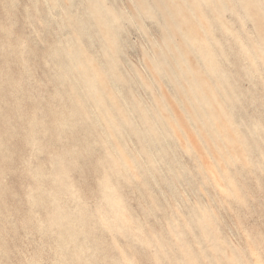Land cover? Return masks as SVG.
<instances>
[{"label":"rangeland","instance_id":"374dc122","mask_svg":"<svg viewBox=\"0 0 264 264\" xmlns=\"http://www.w3.org/2000/svg\"><path fill=\"white\" fill-rule=\"evenodd\" d=\"M263 152L264 0H0V264H264Z\"/></svg>","mask_w":264,"mask_h":264},{"label":"bare ground","instance_id":"6f19581e","mask_svg":"<svg viewBox=\"0 0 264 264\" xmlns=\"http://www.w3.org/2000/svg\"><path fill=\"white\" fill-rule=\"evenodd\" d=\"M208 1H209V0H208ZM204 2H206V1H204ZM13 4H14V3H13ZM102 4H103V3H102ZM209 5H211V4L209 3ZM172 6H173V5H172ZM101 7H102V6H101ZM103 7H104V6H103ZM173 7H174V6H173ZM210 7H211V6H210ZM214 7H215V6L213 5L212 8H214ZM35 8H36V7H35ZM190 8H191V7H190ZM206 8H207V6H206ZM215 8L217 9V7H215ZM180 9H182V8H180ZM213 11H214V9H213ZM48 12H49V11H48ZM22 13H23V11H22ZM25 13H26V12H25ZM39 13H40V12H39ZM216 13H217V12H216ZM15 15H16V14H15ZM17 15H18V14H17ZM217 15H218V14H217ZM220 16H221V14H220ZM89 20H90V19H89ZM30 21H31V20H30ZM90 22H91V21H90ZM111 23H112V21H111ZM92 24H93V23H92ZM102 25H103V24H102ZM95 27H96V26H95ZM77 29H78V28H77ZM96 30H97V29H96ZM231 33H232V32H231ZM262 33H263V32H262ZM43 35H44V34H43ZM113 39H114V38H113ZM76 41H77V40H76ZM107 42H108V41H107ZM113 43H114V42H113ZM114 44H115V43H114ZM237 44H238V43H237ZM16 47H17V46H16ZM197 48H198V47H197ZM198 49H199V48H198ZM258 49H259V48H258ZM191 51H193V49H191ZM14 52H15V51H14ZM17 52H18V51H17ZM221 52H222V51H221ZM248 52H249V51H248ZM255 52H256V51H255ZM37 54H38V53H37ZM47 54H48V53H47ZM71 55H72V54H71ZM254 55H255V54H254ZM3 56H4V55H3ZM211 56H212V55H211ZM52 59H53V58H52ZM72 59H73V58H72ZM77 59H78V58H77ZM53 61H54V60H53ZM184 61H185V60H184ZM184 61H183V62H184ZM54 62H55V61H54ZM71 62H72V61H71ZM214 62H215V61H214ZM61 63H62V62H61ZM73 63H74V62H73ZM212 63H213V62H212ZM213 64H215V63H213ZM71 67H73V66H71ZM95 67H96V66H95ZM95 67H94V68H95ZM217 67H218V65H217ZM68 68H70V67H68ZM75 68H76V66H75ZM96 68H97V67H96ZM208 68H209V67H208ZM218 68H219V67H218ZM70 70H71V69H70ZM86 70H87V69H86ZM217 70H218V69H217ZM210 71H211V70H210ZM210 71H209V72H210ZM70 72L72 73V71H70ZM84 72H85V71H84ZM206 72H207V71H206ZM206 72H205V73H206ZM217 72H218V71H217ZM65 73H66V72H65ZM197 73H198V72H197ZM197 73H196V74H197ZM213 73H214V72H213ZM81 74H82V73H81ZM188 74H189V73H188ZM198 74H199V73H198ZM198 74H197V75H198ZM66 75H67V74H66ZM189 75H190V74H189ZM200 75H201V74H200ZM203 75H204V74H203ZM211 75H212V74H211ZM214 75H216V74H214ZM214 75H212V76H214ZM71 76H72V75H71ZM73 76H74V75H73ZM77 76H79V75H77ZM81 77H82V76H81ZM198 77H199V76H198ZM203 77H204V76H203ZM68 78H70L69 75H68ZM186 78H187V77H186ZM199 78H200V77H199ZM80 79H81V78H80ZM187 79H188V78H187ZM202 79H203V78H202ZM56 80H57V79H56ZM56 80H55V81H56ZM58 80H59V79H58ZM62 80H63V77H62ZM62 80H60V81H62ZM190 81H191V80H190ZM202 81H203V80H202ZM202 81H201V82H202ZM104 82H105V81H104ZM195 82H196V81H195ZM204 82H205V80H204ZM54 83H55V82H54ZM58 83H59V82H58ZM188 83H189V80H188ZM191 83H192V81H191ZM197 83H198V82H197ZM197 83H195V84H197ZM199 83H200V82H199ZM258 83H259V82H258ZM62 84H65V83H62ZM202 84H203V83H202ZM202 84H201V85H202ZM55 85H56V84H55ZM80 85H81V84H80ZM85 85H86V83H85ZM103 85H104V84H103ZM109 85H110V84H109ZM113 85H114V84H113ZM193 85H194V84H193ZM204 85H205V84H204ZM206 85H208V84H206ZM58 86H59V85H58ZM86 86H87V85H86ZM194 86H195V85H194ZM194 86H193V87H194ZM102 87H103V86H102ZM190 87L193 88L191 85H190ZM199 87H201V86H199ZM76 88H77V87H76ZM78 88H79V87H78ZM203 88H204V86H203ZM230 88H231V87H230ZM230 88H229V89H230ZM200 89H201V88H200ZM106 90H107V89H106ZM116 90H117V89H116ZM194 90H196V88H195ZM197 90H198V87H197ZM79 91H80V90H79ZM189 91H190V90H189ZM223 91H224V90H223ZM112 92H113V91H112ZM50 93H51V92H50ZM58 93H59V92H58ZM58 93H57V95H58ZM77 93H78V92H77ZM97 93H98V92H97ZM101 93H103V92H101ZM211 93H212V92H211ZM94 94H95V93H94ZM98 94H99V93H98ZM54 95H55V94H54ZM78 95H79V93H78ZM201 95H202V94H201ZM86 96H87V95H86ZM98 96H99V95H98ZM111 96H112V95H111ZM115 96H116V93H115ZM103 97H105V96H103ZM112 98H113V97H112ZM82 99H84V98L82 97ZM216 99H217V98H216ZM216 99H215V100H216ZM232 99H233V98H232ZM244 99H245V98H244ZM78 100H79V99H78ZM98 100H99V98H98ZM110 100H111V98H110ZM82 101H83V100H82ZM112 101H113V100H112ZM50 102H51V101H50ZM83 102H84V101H83ZM101 102H102V100H101ZM105 102H106V101H105ZM244 102H245V101H244ZM99 104H100V103H99ZM113 104H114V102H113ZM253 104H254V103H253ZM97 105H98V104H97ZM100 106H103V103H102V105H100ZM43 107H44V106H43ZM49 107H50V105H49ZM106 107H107V104H106ZM116 107H117V106H116ZM101 108H102V107H101ZM103 108H104V106H103ZM98 109H99V108H98ZM120 109H121V108H120ZM100 110H101V109H100ZM112 110L114 111V109H112ZM62 111H63V110H62ZM81 111H82V110H81ZM97 111H98V110H97ZM63 112H64V111H63ZM70 112H71V111H70ZM91 112H92V111H91ZM94 112H95V111H94ZM101 112H102V111H101ZM107 112H108V111H107ZM118 112H119V111H118ZM157 112H158V111H157ZM214 113H215V112H214ZM92 114H93V113H92ZM99 114H100V113H99ZM102 114H103V113H102ZM221 114H222V113H221ZM96 115H98V114H96ZM103 115H104V114H103ZM226 115H227V114H226ZM62 116H63V115H62ZM70 116H71V115H70ZM90 116H91V115H90ZM55 118H56V117H55ZM221 119H222V118H221ZM33 120H35V119H33ZM55 120H56V119H55ZM96 120H97V119H96ZM80 121H81V120H80ZM87 121H88V120H87ZM127 121H128V118H127ZM181 121H182V120H181ZM33 122H34V121H33ZM36 122H37V119H36ZM97 122H98V121H97ZM106 122H107V121H106ZM58 123H59V122H58ZM81 123H82V122H81ZM81 123H80V124H81ZM34 124L36 125L35 122H34ZM107 124H108V123H107ZM176 124H177V123H176ZM81 125H83V124H81ZM173 125H175V124H173ZM53 126H54V125H53ZM151 126H152V125H150V127H151ZM201 126H202V125H201ZM214 127H215V125H214ZM256 127H257V126H256ZM256 127H255V128H256ZM27 128H28V127H27ZM34 128H35V127H34ZM48 128H49V126H48ZM82 128H83V127H82ZM209 128H210V127H209ZM209 128H208V129H209ZM250 128H251V127H250ZM252 128H253V127H252ZM21 129H22V127H21ZM39 129H40V128H39ZM54 129H56V128L54 127ZM83 129H84V128H83ZM83 129H82V130H83ZM110 129H111V128H110ZM151 129H152V127H151ZM151 129H150V130H151ZM210 129H212V128H210ZM32 130H33L32 132H34V129H33V128H32ZM82 130H81V131H82ZM84 130H85V129H84ZM258 130H259V129H258ZM29 131H30V130H29ZM54 131H55V130H54ZM61 131H64V130H61ZM79 131H80V130H79ZM261 131H262V130H261ZM32 132H31V133H32ZM39 132H41V129H40ZM51 132H52V131H51ZM82 132H87V131H82ZM131 132H132V131H131ZM252 132H253V131H252ZM52 133H53V132H52ZM207 133H208V132H207ZM45 134H46V133H45ZM55 134H56V133H55ZM76 134H78V133H77V130H76ZM86 134H88V133H86ZM86 134H85V135H86ZM212 134H213V133H212ZM46 135H47V134H46ZM51 135H52V134H51ZM62 135H63V134H62ZM86 137H88V136H85V138H86ZM214 138H215V137H214ZM44 139H45V138H44ZM31 140H32V139H31ZM32 141H33V140H32ZM80 141H81V140H80ZM36 142H39V141H36ZM81 142H82V141H81ZM39 143H40V142H39ZM55 143L58 144V142H55ZM35 144H36V143H35ZM40 144H41V143H40ZM68 144H69V143H68ZM47 146H48V145H47ZM53 146H54V145H53ZM37 147H38V146H37ZM84 147H85V146H84ZM70 148H71V147H70ZM88 148H89V146H88ZM88 148H87V149H88ZM129 148H130V147H129ZM46 149H47V148H46ZM49 149L51 150V148H49ZM54 149H55V148H54ZM71 150H73V149L71 148ZM43 151H44V150H43ZM54 151H55V150H54ZM15 152H16V151H15ZM15 152H14V154H15ZM45 152H46V151H45ZM85 152H86V149H85ZM138 152H139V150H138ZM140 152H141V151H140ZM46 153H47V152H46ZM50 153H51V152H50ZM50 153H49V155H50ZM70 153L73 154L72 151H70ZM70 153H69V154H70ZM76 153H77V152H76ZM87 153H88V152H87ZM132 153H133V152H132ZM263 153H264V152H263ZM51 154H52V153H51ZM62 154H63V153H62ZM64 154H65V153H64ZM139 154H140V153H139ZM65 155H67V154H65ZM53 157H54V156H53ZM9 158H10V157H9ZM6 159H7V158H6ZM97 159H98V156H97ZM210 160H211V159H210ZM210 160H209V161H210ZM97 162H98V161H97ZM99 163H100V159H99ZM99 163H98V164H99ZM246 163H247V162H246ZM100 164H101V163H100ZM100 164H99V165H100ZM242 164H243V163H242ZM100 166H101V165H100ZM100 166H99V167H100ZM246 168H247V167H246ZM98 169H100V168H98ZM101 169H102V168H101ZM44 170H45V169H44ZM45 171H46V170H45ZM246 171H247V169H246ZM43 173H44V172H43ZM45 173H46V172H45ZM109 173H110V172H109ZM244 173H245V172H244ZM5 174H6V173H5ZM100 175H101V173H100ZM100 175H99V176H100ZM144 176H145V175H144ZM145 177H146V176H145ZM145 177H144V180H147V178L145 179ZM97 178H99V177L97 176ZM152 178H153V177L150 176V179H152ZM99 179H100V178H99ZM99 179H98V180H99ZM153 179H154V178H153ZM216 179H217V178H216ZM42 180H43V179H42ZM148 181H149V179H148ZM217 181H218V180H217ZM232 182H233V181H232ZM147 183H148V182H147ZM239 185H240V184H239ZM150 190H151V189H150ZM40 191H41V190H40ZM60 193H61V191H60ZM63 193H64V192H63ZM60 195H61V194H60ZM43 198H44V196H43ZM41 200L43 201L44 199H41ZM36 201H37V200H36ZM146 201H147V200H146ZM157 201H158V200H157ZM35 203H36V202L34 201L33 205H34ZM43 203H44V201H43ZM140 203H141V202H140ZM45 204H46V203H45ZM147 204H148V203H147ZM159 204H160V202H159ZM35 205H36V204H35ZM233 205H234V204H233ZM36 206H38V204H37ZM34 208H35V206H34ZM37 208L39 209V207H37ZM37 208H35V209H37ZM148 208H149V207H148ZM159 208H160V207H159ZM145 209H146V208H145ZM156 210H157V209H156ZM36 211H37V210H36ZM151 211L153 212V210H151ZM146 212H147V211H146ZM152 212H151V213H152ZM157 212H158V210H157ZM38 215H39V214H38ZM134 216H135V214H134ZM155 217H156V215H155ZM156 218H157V217H156ZM148 219H149V221H150V218H148ZM70 220H71V219H70ZM72 220H74V219H72ZM75 220H77V217H76ZM77 221H78V220H77ZM80 221H81V220H79V222H80ZM150 222H151V221H150ZM75 223H76V222H75ZM140 223H141V222H140ZM42 224H44V223L42 222ZM162 224H163V223H162ZM78 226H79V225H78ZM66 227H67V226H66ZM45 228H46V226H45ZM165 229H166V228H165ZM37 230H38V229H37ZM143 231H144V230H143ZM163 231H164V230H163ZM163 231H162V232H163ZM166 231H167V230H166ZM68 232H69V229H68ZM71 232H72V230H71ZM27 233H28V232H27ZM51 234H52V233H51ZM73 234H74V233H73ZM75 234H76V233H75ZM75 234H74V235L70 234L69 237H70L71 239H73V237H71V235H72V236H75ZM162 234H164V233H162ZM167 234H168V233H167ZM61 235H62V233H61ZM61 235H60V236H61ZM63 235H64V234H63ZM63 235L61 236V238L63 237ZM58 236H59V235H58ZM64 236H65V235H64ZM59 238H60V237H59ZM59 238H58V239H59ZM74 238H75V237H74ZM79 238H80V237H78V239H79ZM55 239H56V235H55ZM62 239H63L62 241L64 242V238H62ZM53 240H54V239H53ZM60 240H61V239H60ZM56 242H57V241H56ZM59 242L61 243V241H59ZM63 242H62V243H63ZM77 247H78V246H77ZM89 247H90V246H89ZM46 249H47V248H46ZM2 250H4V249L2 248ZM47 250H48V249H47ZM4 251H5V250H4ZM79 251H80V250H79ZM69 254H70V253H69ZM69 254H68V255H69ZM72 254H73V253H72ZM72 254H70V255H72ZM91 255H92V254H91ZM24 256H25V255H24ZM76 256H77V255H76ZM70 258H71V256H70ZM82 258H83V257H82ZM0 259H1V257H0ZM14 260H15V259H14ZM56 260H57V259H56ZM83 260H84V258H83ZM10 261H11V259H10ZM84 261H85V260H84ZM7 262L10 263L9 261H7ZM61 262H62V261H61ZM73 262H74V260H73ZM14 263H16V262H14ZM89 263H90V262H89ZM89 263H88V264H89Z\"/></svg>","mask_w":264,"mask_h":264}]
</instances>
